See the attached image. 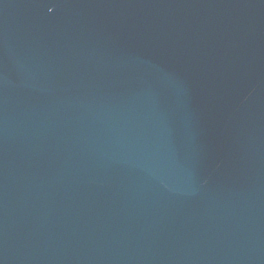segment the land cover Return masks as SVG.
<instances>
[{"label": "water", "instance_id": "water-1", "mask_svg": "<svg viewBox=\"0 0 264 264\" xmlns=\"http://www.w3.org/2000/svg\"><path fill=\"white\" fill-rule=\"evenodd\" d=\"M0 264H264V0H0Z\"/></svg>", "mask_w": 264, "mask_h": 264}]
</instances>
